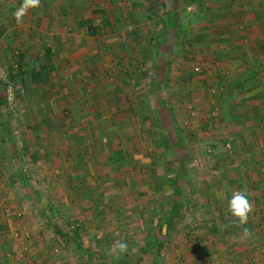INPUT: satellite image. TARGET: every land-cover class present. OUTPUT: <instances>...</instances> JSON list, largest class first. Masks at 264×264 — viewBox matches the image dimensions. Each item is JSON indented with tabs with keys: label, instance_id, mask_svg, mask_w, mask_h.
<instances>
[{
	"label": "rangeland",
	"instance_id": "rangeland-1",
	"mask_svg": "<svg viewBox=\"0 0 264 264\" xmlns=\"http://www.w3.org/2000/svg\"><path fill=\"white\" fill-rule=\"evenodd\" d=\"M22 3L0 0V151L17 159L1 181L26 170L13 189L27 186L34 199L11 221L26 225L31 244L39 238L27 264H264V113L244 115L242 125L235 97H248L250 114L264 83H244L248 72L236 74L244 60L224 50L230 37L217 27L228 3L207 4L218 13L212 28L205 16L190 17L204 12L194 0L169 9L162 0H40L17 24ZM230 3L244 10L243 26L248 10L264 16V0ZM105 9L116 11L111 25L99 24ZM253 51L246 60L258 64ZM43 66L45 79L32 81ZM130 104L147 118L114 112ZM120 148L126 161L110 160ZM45 152L49 161H34ZM236 191L253 204L244 225L228 210ZM99 193L119 210L99 216ZM174 193L182 211L159 233L153 226ZM153 230L161 252L144 255Z\"/></svg>",
	"mask_w": 264,
	"mask_h": 264
},
{
	"label": "crops",
	"instance_id": "crops-1",
	"mask_svg": "<svg viewBox=\"0 0 264 264\" xmlns=\"http://www.w3.org/2000/svg\"><path fill=\"white\" fill-rule=\"evenodd\" d=\"M173 1H176V0H162V2L167 3L166 8L168 7V9L170 5L169 3ZM194 1L197 2L196 4L199 3L198 5L204 6L203 8L204 12L201 13V12H198L197 10H194L192 13H189L190 17H198V16L204 17L205 16V18H208V21H209L208 25L211 28L214 27V25H216V21H219L214 18L218 15V13L211 14V12L208 11L209 7L207 4L209 2L228 3L227 5L228 11L226 13L223 11L224 12V24L221 22L222 25L217 27L219 28L218 32H223L226 38L230 37L228 41L225 40L227 43L224 45L225 46L224 50L226 52L236 50L237 52L236 56L240 57L238 58L239 61L244 60V62L238 67V69H240L239 72H242V73L241 74L236 73L237 77L241 76L240 78H242L243 72L245 71L248 72V77L250 79L244 80V83H250L251 81H256L258 83H264V67H261L260 65L258 66V64H262V66L264 65V16H261L256 10L259 4L254 5L256 14L248 10V12H251V14L250 16H247L248 18L247 20L248 22L246 23L247 25L245 24L246 26H243L242 21L243 20L245 21L244 10L238 9V7L230 3V2H232L233 4L238 3L240 0H194ZM254 3H255V0H251V4H254ZM147 7L149 6L147 5ZM114 12L113 11L108 12L107 9H105V11H103L104 17L101 20V22H99V24L103 25L102 22H104V24L108 23L111 25L112 18L115 17L113 14ZM121 12H125V11L122 10ZM126 17H131V15L129 16V13H128ZM208 21L204 23L205 27ZM194 24H195V28H199V25H201V21L195 22ZM239 50L241 51V53L238 52ZM252 51L255 53L257 59L261 58L258 61V64L254 62H248L246 60V59L251 60L249 59L248 52L251 53ZM222 62H224V59L222 60ZM223 82L224 80H222L221 78V82H220L221 90L224 89L222 85ZM241 86L242 88L246 87L245 84ZM115 90L116 88L114 89V91ZM220 95L224 96V93L221 92ZM115 96H120L118 91H115L114 97ZM253 96H252L253 98L257 99L256 100L257 102H255L256 107H254L253 109H249L247 112H252V113L247 114L246 111L243 109L242 105L244 104V102L247 101L248 97L243 95L241 91H239V93L236 92L235 97L238 101L241 102L240 103L241 107H237L236 112L237 114H242L241 117L240 115H237V120H241L240 123L242 125H245V122H247V118L244 117V115H248L249 116L248 118L250 119L251 117L254 118L255 116H257L255 111L257 112L261 111V113H264V91H259L256 95L254 94ZM115 98H118V97H115ZM131 104L129 106L123 105L122 107L123 109L121 111L116 110L114 112L118 114L119 112L124 111L126 114L125 115L126 117L132 113V115L134 116L135 115L140 116V120L141 118H147V116L142 117V113L139 111V109L131 110L132 108ZM125 107L126 109H124ZM221 114H223L222 111L220 113V116ZM262 117H264V115ZM213 123L215 122H212V124ZM217 125L218 124L216 123V126ZM138 128L140 129V127ZM1 150L2 151H0V264H27V260H30V259H31L30 260L31 263H34L35 258H32L33 255L32 254L30 255V252L36 253V246L39 245L37 240L39 238L35 241L33 240V243L31 244L30 243L31 239L30 240L26 239V236L29 235V232H28L29 229L26 227V225L19 224L18 227L17 226L13 227L14 222H11V221H16V217L20 216L18 209H21L22 208L21 206L23 204L24 205L29 204L31 208L32 205H30V203L34 202V199H32V194H30L32 193L30 192L31 189H28L27 186L23 185V191L21 189H20L21 191L20 190L14 191L15 187L18 184L14 181L15 180L14 177L18 175L17 172H20V173L22 171L26 172V170L24 171L20 167L15 166L17 169L14 172L13 171L7 172L14 182L12 181V183L10 182L9 184L2 182L1 178L5 176L4 172L2 171L4 169V165L6 164L14 165V162H16L17 159H16V156L8 152L6 147L5 149H1ZM28 156H24L23 158L28 159ZM20 157L22 156H18V158ZM51 157H52V154H48L45 152L44 155L42 156L34 157L35 158L34 161L47 162L49 161L48 159H50ZM19 168L20 170H18Z\"/></svg>",
	"mask_w": 264,
	"mask_h": 264
},
{
	"label": "trees",
	"instance_id": "trees-1",
	"mask_svg": "<svg viewBox=\"0 0 264 264\" xmlns=\"http://www.w3.org/2000/svg\"><path fill=\"white\" fill-rule=\"evenodd\" d=\"M91 29H92V26L91 27L89 26V30L90 31H92ZM92 34H94V33H92ZM48 59H49V56H48ZM45 72H47V67H44L43 66L40 69L33 68L30 71L31 77H32V81H34V82H40L41 80L45 79L43 77V73H45ZM20 75H21V73H20ZM124 152H123V150L121 148L120 149H117V150H114V151L111 152V155H110L109 158H110V160H114L115 162H119L121 160L124 162V161H126V155H125ZM180 166H182V165H180ZM181 169H183V168H181ZM177 174L181 175L180 174V170L177 171ZM179 175H176V176H179ZM169 181H170V179H166L165 180V182H166L165 184L168 185ZM177 194L176 193L173 194L174 195V200H172V202H170L172 204V206L170 205V208H171L170 209V212H168L166 214V215H169V214L170 215L169 216H166L164 213H162L160 215V217L158 216L159 217V220L156 221L155 224H154V226H153L155 229L157 228L159 230V233L164 232L165 234H167L168 233V229H171V226L169 224V221H173L174 222V219L178 218V216L180 215V213L182 211V208H181L182 206H181L180 202L179 203H175V195H177ZM103 195L104 194H100V193L97 194V195H95L96 196L95 198H97V200H98L95 208H96V212H97V214L99 216L106 215L108 211H114L113 209L119 210V207L113 205L114 202L111 200L112 198H110V197L106 198ZM82 196H83L84 200L88 203L87 205L88 206H91L92 204L90 203V201L89 200H86V197L87 198L90 197V195L88 194V191L87 190L82 191ZM102 198H103L104 201L102 200ZM105 202H108L111 205L110 204L109 205H103L102 203H105ZM167 207L168 206H165V208H167ZM163 218L165 219V221H162ZM54 231H55L56 236L60 239L61 244H63V246H65V244H66L65 242L68 241V239L66 238L67 235L66 236L64 235V232L62 231L61 228H59V229L57 228L56 230L54 229ZM157 236L158 235H156V233H154V230H153V234L150 235V233H149V235H146L145 236V240L143 242V247H144L143 251L144 252L142 251V253L144 255H146V253H151L152 250L153 251H155V250L157 251V249H159V251L161 252V248L159 246L155 247V250L153 249L154 248L153 247L154 246L153 245V242L154 243H159V240H158V237ZM142 237H143V235H142ZM139 238H141L140 237V234L138 236V239Z\"/></svg>",
	"mask_w": 264,
	"mask_h": 264
},
{
	"label": "clouds",
	"instance_id": "clouds-1",
	"mask_svg": "<svg viewBox=\"0 0 264 264\" xmlns=\"http://www.w3.org/2000/svg\"><path fill=\"white\" fill-rule=\"evenodd\" d=\"M40 6V0H23L21 6L15 11L14 18L17 24L22 22V18L25 16L29 9H35ZM228 210L232 216L238 219L239 225H244L248 222L249 214L253 210V204L247 198V194L241 191L233 193L232 198L228 204ZM128 248L126 242L119 244V251L125 252Z\"/></svg>",
	"mask_w": 264,
	"mask_h": 264
}]
</instances>
